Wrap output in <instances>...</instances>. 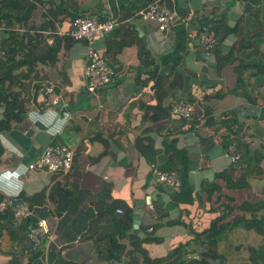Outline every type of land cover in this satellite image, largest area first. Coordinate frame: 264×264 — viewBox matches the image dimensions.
<instances>
[{
    "label": "crops",
    "instance_id": "1",
    "mask_svg": "<svg viewBox=\"0 0 264 264\" xmlns=\"http://www.w3.org/2000/svg\"><path fill=\"white\" fill-rule=\"evenodd\" d=\"M42 1L26 0L20 14L27 10L29 17L19 31L50 44L54 37L69 35L72 10L105 19L113 16V9L117 10L123 0ZM172 3L185 11L184 16L190 15V21L202 18L232 25L241 18L238 29L241 31L244 25L247 35L243 36L244 31L228 33L218 45L221 54L234 46L235 58L217 70L215 58L207 59L196 41L188 40L179 63L182 86L174 89L162 105L185 100L192 106L193 117L185 121L169 114L165 119L151 121L148 116L153 110L146 106L155 104L149 86L152 81L140 86L135 80V45L117 53L111 81L91 94L83 77L84 42L73 40L64 50L60 39L57 62L37 66V79L22 92L26 102L20 119L0 131V264H93V256L100 264H126L124 257L103 260L96 252L104 236L113 230L112 223L101 220L92 233L87 232L96 208H105L113 199L123 201L131 210L130 235L145 238L150 229L142 227L157 224L150 235L157 240L142 244L150 258L163 257L178 243L189 240L190 229H206L220 214L222 204L236 207L244 200H264V0L249 3L245 11L239 0ZM49 9L53 11L51 15ZM45 21L53 29H30ZM133 25L153 53L171 48L173 36L167 30L157 31L155 22L138 20ZM93 46L104 55V37ZM145 76L141 74L140 80ZM39 81L55 84L49 106L43 105L40 88L33 89ZM12 91L18 92L19 88L14 86ZM1 115L0 105V118ZM137 138L143 139L140 149ZM147 139L151 140L153 152L142 147L148 144ZM230 142L246 146L244 160L259 156L258 161H249L252 175L245 181L248 187L233 188L218 177L225 173L236 180L245 167L233 162L227 146ZM47 144H63L73 150L67 174L27 168ZM171 145L182 150L181 156L187 160L190 195L178 201L172 197L177 188L154 183L150 171L151 164L160 168L166 164L171 153L167 146ZM203 184L218 188L209 192ZM146 195L150 196V211L145 207ZM20 204L30 212L27 224L24 217L14 215ZM138 209L141 215L135 224L133 213ZM115 212L120 214L118 209ZM240 214L233 209L226 220ZM40 222L44 231L33 250L28 226L37 227ZM122 242L127 243L126 238Z\"/></svg>",
    "mask_w": 264,
    "mask_h": 264
},
{
    "label": "trees",
    "instance_id": "2",
    "mask_svg": "<svg viewBox=\"0 0 264 264\" xmlns=\"http://www.w3.org/2000/svg\"><path fill=\"white\" fill-rule=\"evenodd\" d=\"M151 1L153 0H123L117 10L113 9L112 14L117 20L127 21L118 24L113 30L104 35L105 52L102 57L105 63L113 70V58H115L117 53L123 47L136 46L138 64L135 80L141 84L140 86L152 81L149 86L153 90L155 104L146 106V109L149 107L153 110L148 117L151 121H157L167 118L170 114L171 106L180 101L175 100L166 106L162 105L163 100L173 95L172 91L174 89L182 86L183 80L179 73V63L185 52L188 38L184 24L179 21L175 22L167 28V31L173 36L171 48L164 53H153L146 46L143 38L138 37V32H136L133 25V22L140 20L137 11L144 8ZM239 1L243 2V11L248 9L249 3L256 2V0ZM25 2L26 0H0V28L4 33L1 41L3 56L0 58V105L2 106L0 131L8 129L11 122L18 121L23 114L25 110L24 102L26 101L21 95L25 89L29 88L31 82L37 79V66H52L57 62L59 53L58 41L60 39L64 50L68 49L73 43V39L68 34L61 36V38L54 37L50 44H46L26 32H20L19 30L26 26L29 17L27 10L24 14H20V11L25 9ZM45 3H49V1L43 0L42 4ZM162 3L169 8L175 9L179 15L184 16L185 11L178 6H174L172 0H162ZM72 11L73 19L79 14L75 10ZM48 12L51 15L53 11L49 9ZM91 14H94L100 20L103 19L99 18L95 13ZM240 21L241 18H238L232 25H227L222 21L215 24L202 18L190 21L189 27H205L214 35L216 43L210 52L212 58H215L214 63L217 70L230 63L231 58H235L232 52V50L234 51V46H231L229 52L221 54L218 45L226 38L228 33L241 34L244 31V25L241 31L238 29ZM243 24H245L244 18ZM47 28H52L49 21L42 22L37 27H31L30 29L46 30ZM244 35H247V31L243 32ZM141 74L146 75L143 81L140 80ZM48 84L51 83L39 81L38 84L33 85V89H41ZM51 85L54 87L53 91L56 90L55 84ZM14 86L19 88L18 92L12 91ZM192 117L193 115L186 119L178 118L186 121L192 119ZM147 141L148 144L142 146L144 147L143 149L153 152L151 140L147 139ZM142 144L143 139L137 138L138 149H140L138 145ZM229 144L227 145L228 147H233L231 153L237 155L233 162H237V167H240L241 164H244L245 167L242 168L241 174L236 180L228 178L225 173L218 174V177L225 179V181L227 180V184L232 185L233 188L248 187L249 185L245 181L252 175V171L249 169V161H258L259 156H248L244 160L245 156L243 153L247 151L246 146L238 142L236 144L235 142H230ZM241 149H245V151H241ZM169 151L171 153H169L166 164L159 168L165 171H173L177 175L179 186L176 192H172V197L173 199L175 197L174 200L176 201L183 200L184 195H190V188L187 184V160L186 157L181 156L183 151L177 150L174 145H171V147L167 146V152ZM203 188L211 192L213 188L217 190L218 187L215 184H203ZM40 195L42 197V194H37V196ZM225 199L230 201L231 198L225 197ZM187 201H189V198H187ZM220 207V214L211 220L206 229L201 232H194L190 229L191 238L189 240L184 243H178L175 247L168 250L165 256L159 258H150L142 246L144 242L157 240V238L150 236L157 224L151 223L142 227L143 230L150 229V232L144 234L145 238L130 235L131 210L121 200L113 199L105 208L97 207L96 215L89 222L87 232L92 233L96 228V224L101 220H108L112 223L113 230L104 236V243L99 248L96 247L98 257L103 260L118 261L124 257L126 264H209L200 256L199 252L205 251L224 260L221 255L216 253L218 242L225 231L236 227L245 231H253V233L262 237V243L256 246H249L248 251L250 253L249 264H264V200L260 199L255 202L244 200L236 207L223 204ZM116 209L120 211L119 215L116 214ZM233 209H237L241 214L226 220ZM27 218L28 216L23 218L25 223ZM125 238L127 243L122 242ZM127 246L130 247L126 248Z\"/></svg>",
    "mask_w": 264,
    "mask_h": 264
},
{
    "label": "built area",
    "instance_id": "3",
    "mask_svg": "<svg viewBox=\"0 0 264 264\" xmlns=\"http://www.w3.org/2000/svg\"><path fill=\"white\" fill-rule=\"evenodd\" d=\"M140 20L153 21L156 24L157 31L163 32L175 22H182L187 30L188 40H195L199 49L203 52L207 59H212L211 48L216 43L214 35L205 27H189L190 15L181 16L173 8L167 7L162 0H153L144 8L137 11ZM127 20H117L114 16H108L105 19H98L97 16L91 13H83L74 17L71 21V29L69 36L75 41L84 42V70L83 77L85 79L86 90L95 94V92L107 85L113 76V70L105 63L103 57L93 46L96 40L104 37L105 34L113 30L118 24ZM3 32L0 28V58L3 56L1 41ZM54 87L48 84L40 89L43 94L42 103L44 106L51 104L50 97L54 93ZM193 113L192 106L184 100H180L171 106L170 114L175 117L189 118ZM230 151L233 147L230 146ZM232 160L237 158V155L231 154ZM73 161V150L63 144H47L39 153L37 158L28 164L30 169H44L48 172L65 175L71 169ZM150 171L154 183L167 185L173 189L178 188L179 180L173 171L161 170L158 166H150ZM145 207L148 211L152 210L150 196L144 197ZM30 212L26 206L20 204L14 209L16 217H25ZM42 222L38 223L37 227L28 226L29 237L33 240L32 249H36L39 235L42 234Z\"/></svg>",
    "mask_w": 264,
    "mask_h": 264
},
{
    "label": "rangeland",
    "instance_id": "4",
    "mask_svg": "<svg viewBox=\"0 0 264 264\" xmlns=\"http://www.w3.org/2000/svg\"><path fill=\"white\" fill-rule=\"evenodd\" d=\"M262 243V237L253 231L233 227L222 234L216 253L224 259L223 264H249V246Z\"/></svg>",
    "mask_w": 264,
    "mask_h": 264
},
{
    "label": "water",
    "instance_id": "5",
    "mask_svg": "<svg viewBox=\"0 0 264 264\" xmlns=\"http://www.w3.org/2000/svg\"><path fill=\"white\" fill-rule=\"evenodd\" d=\"M4 35V33L2 34ZM134 223H138L139 222V218H140V215H141V212L140 210H135L134 213ZM200 256H202L209 264H223V260L217 258L216 256L208 253V252H205V251H201L199 252ZM93 264H100V263H97L96 262V259H95V256H93ZM101 264H113L112 262H108V263H101Z\"/></svg>",
    "mask_w": 264,
    "mask_h": 264
},
{
    "label": "clouds",
    "instance_id": "6",
    "mask_svg": "<svg viewBox=\"0 0 264 264\" xmlns=\"http://www.w3.org/2000/svg\"><path fill=\"white\" fill-rule=\"evenodd\" d=\"M6 176H15L16 173H5Z\"/></svg>",
    "mask_w": 264,
    "mask_h": 264
}]
</instances>
